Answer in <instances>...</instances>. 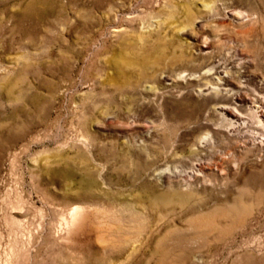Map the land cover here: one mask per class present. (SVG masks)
Listing matches in <instances>:
<instances>
[{"label": "rangeland", "instance_id": "374dc122", "mask_svg": "<svg viewBox=\"0 0 264 264\" xmlns=\"http://www.w3.org/2000/svg\"><path fill=\"white\" fill-rule=\"evenodd\" d=\"M203 1L214 8L199 16ZM246 50L264 76V0H0V264H264V136L255 125L216 148L245 165L241 175L192 185L218 192L205 208L174 174L160 185L147 164L132 163L147 151L148 163L171 172L194 156L201 127L189 118L207 80L199 71L233 76ZM67 167L101 196L69 195L74 184L59 174ZM75 204L85 209L79 222L55 234L57 212ZM125 235L138 238L137 250Z\"/></svg>", "mask_w": 264, "mask_h": 264}, {"label": "bare ground", "instance_id": "6f19581e", "mask_svg": "<svg viewBox=\"0 0 264 264\" xmlns=\"http://www.w3.org/2000/svg\"><path fill=\"white\" fill-rule=\"evenodd\" d=\"M213 8L214 5L212 3L203 1L199 4V9L196 11V13L200 16L201 13L210 12ZM231 13L233 15L235 12ZM241 16H244V14L240 11L237 12L233 17L240 19ZM215 18L217 19L216 16L212 17V19ZM174 23L175 21H171L169 25L172 26ZM173 26H175V24ZM253 28V26L245 27L244 31H251ZM209 48L210 45L207 41H202L199 44V50L202 53H209ZM246 52L241 53L243 58L240 62V65L244 68V70H236L234 74H232L233 76H224V74H221L218 71L212 73L210 71L211 68H205V66L199 71L200 76H202L204 81L205 79L207 80L206 82L197 83L198 88L196 89V92L198 96H202L203 99L199 100L198 104L196 105V114L189 118L192 123L195 122L201 127L200 132L196 135L194 140V149L196 151L194 156L189 158V160L183 161L184 163L179 165L180 167L177 165L174 166V171L171 170L172 173L170 172V166H168L169 164H165L163 167H160L161 161H159V159L157 160L155 157H153L148 163L147 155H149V153L147 151H145V153L142 152V154L139 156H133L134 158L138 159L132 160L133 164H147L144 168V171L146 173L148 172V174H151V178L155 181V183L161 185L160 182L163 181V179H165L167 183L168 180L172 179L171 176L174 174V176L177 177V179L174 180L175 182L178 181L179 185L186 184L190 187L189 190L192 191V193L187 194L188 200L199 202L202 200L200 196L203 195V203L200 202L197 205L199 209L205 208L204 204H208L209 202L215 200L220 201L221 199L218 195V192L212 191L210 187L203 186L201 189H197L192 186L193 184L197 186L207 185L206 181L209 175H213L215 177L222 176V178H224L228 172L241 175L245 170V165L241 166L234 154L230 155L231 152L228 151L227 155H223L219 153L216 148L223 142L230 140L236 129L240 128L241 126L244 127L247 124L250 126L255 125L254 127L256 130L259 129L260 133L264 136V94L260 92L264 90V87H260V84L264 83V76L258 74L259 67L263 66L261 65L262 63L255 65L253 55L248 50H246ZM162 77L163 76L161 75L160 79L163 80ZM185 78H187V76ZM200 83H203V85H199ZM249 86H251L252 89ZM144 89L149 91L151 86L146 84L144 85ZM135 90H137V88ZM128 111L129 109H126L123 111L124 114L121 113V115H125ZM215 115L223 118V120L219 122L214 118ZM150 134L151 131L146 132L145 139L148 138ZM252 138L255 140V137ZM140 149L142 151L144 150L142 148ZM242 149L247 150L249 148L242 146ZM240 150L241 149L239 146L235 145L234 152ZM135 168L136 167L134 165V169L130 174L132 175L133 180H138L141 177L142 172L136 173ZM175 168H177V170H175ZM59 174L62 175L68 183H72V185L74 184V188L69 194L71 196L73 194L75 197H81L83 194L87 196H101L102 194L97 183L88 181L84 177H77V171L74 167L61 168ZM211 193L214 194L211 196L207 195ZM164 200L166 202H172V199L170 198H164ZM223 201L226 200L223 199L222 202ZM137 202H139V199H135L134 203L124 202V206H132ZM190 208L195 210L194 207H189V209ZM84 211L85 209L75 204L71 206L67 212L62 210L57 212L58 219L53 225L57 232L55 234H58V232L61 230L64 231L66 228H68V232L70 233L72 228L76 226V223L79 222V219L81 218ZM16 223L18 225L21 224V228L25 224L21 220H17ZM100 225L102 227L109 228V231L116 230L120 232L118 229L119 227L117 228L110 223L101 222ZM16 227L19 228L18 226ZM85 229L86 228L84 227L79 228L73 231L72 234H78L79 231H84ZM125 239L126 243L132 250L138 249L136 247V241H138V238L134 239L133 236L125 235ZM134 242L135 244H133ZM11 247L13 246H10L9 250L15 251V248ZM19 250L17 252H19ZM12 255H14V253ZM12 255L8 256L11 257Z\"/></svg>", "mask_w": 264, "mask_h": 264}]
</instances>
